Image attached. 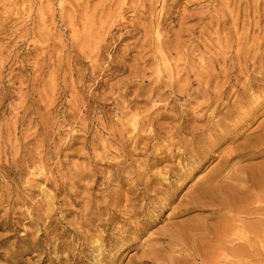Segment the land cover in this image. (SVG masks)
Here are the masks:
<instances>
[{
  "label": "rangeland",
  "instance_id": "obj_1",
  "mask_svg": "<svg viewBox=\"0 0 264 264\" xmlns=\"http://www.w3.org/2000/svg\"><path fill=\"white\" fill-rule=\"evenodd\" d=\"M262 135L264 0H0V264H264Z\"/></svg>",
  "mask_w": 264,
  "mask_h": 264
},
{
  "label": "bare ground",
  "instance_id": "obj_2",
  "mask_svg": "<svg viewBox=\"0 0 264 264\" xmlns=\"http://www.w3.org/2000/svg\"><path fill=\"white\" fill-rule=\"evenodd\" d=\"M176 79H177V78H176ZM209 82H210V81H209ZM189 91H191V90H189ZM191 92H192V91H191ZM191 92H190V93H191ZM185 95H187V94H185ZM213 96H214V95H213ZM220 96H221V95H220ZM218 97H219V96H218ZM216 99H218V98L216 97ZM211 100H213V99H211ZM214 100H215V99H214ZM216 101H217V100H216ZM216 101H215V102H216ZM211 102H212V101H211ZM211 104H212V103H211ZM210 106H211V105H210ZM233 106H234V105H233ZM235 108H236V107H235ZM238 108H239V106H238ZM216 109H217V108H216ZM214 110H215V109H214ZM217 110H218V109H217ZM217 110H216V111H217ZM220 110H221V109H220ZM216 111H215V113H216ZM218 112H219V110H218ZM221 118H222V117H221ZM232 120H233V119H232ZM226 121H227V120H226ZM222 123H223V122H222ZM262 133H263V132H262ZM261 137H262V140H263L264 135H262ZM255 140H256V139H255ZM260 142H261V141H260ZM262 142H263V141H262ZM262 142H261V143H262ZM258 143H259V142H258ZM262 144H263V143H262ZM248 147H249V146H248ZM252 147H253V146H252ZM252 149H253V148H252ZM248 155H249V154H248ZM137 178H139V177H137ZM239 178H240V177H239ZM139 180H140V179H139ZM236 180H237V179H236ZM240 180H241V178H240ZM238 181H239V180H238ZM140 182H141V181H140ZM211 187H212V186H211ZM211 187H208V188H211ZM215 187H216V186H215ZM215 187H214V188H215ZM232 187H233V186H232ZM235 188H236V187H234V189H235ZM211 189H212V188H211ZM211 189H210V190H211ZM222 189L224 190V189H226V188H222ZM222 189H220V190L222 191ZM238 189H239V188H238ZM210 190H206V191H207V194H206V195L203 194L204 197H205V198H208V199H206V200H204V201H202V202H200V203H201L203 206H205V205H209V206H214V207L217 206L218 208H222V207H224V208H227V210H228V208H229L228 205L231 204L230 201H228V200L225 201V199H224V201H223V200H222V201H219L218 199H217L218 201H216V198H217V197L215 198V193H214V191H213V190L210 191ZM220 190H218V191H220ZM240 190H241V189H240ZM206 191H205V193H206ZM225 191H226V190H225ZM233 191H234V190H233ZM237 191H238V190H237ZM223 192H224V191H223ZM227 192H228V191H227ZM227 192H226V193H227ZM231 192H232V191H231ZM234 192H236V191H234ZM238 192H239V191H238ZM242 192H243V191L241 190V193H242ZM219 193H220V192H219ZM221 193H222V192H221ZM221 193H220V195L223 194V193H222V194H221ZM226 193L223 194V197L225 196ZM229 193H230V192H229ZM229 193H228V195H229ZM236 193H237V192H236ZM236 193H234V195H235ZM238 194H240V192H239ZM228 195H227V196H228ZM97 196H98V195H97ZM217 196H219V195H217ZM227 196H225V197L227 198ZM229 196H230V195H229ZM231 196H232V195H231ZM209 197H210V198H209ZM211 197H212V198H211ZM225 197H224V198H225ZM233 197H234V196H233ZM235 197L237 198V195H236ZM236 198H235V200H236ZM219 199H220V198H219ZM233 199H234V198H232V200H233ZM220 200H221V199H220ZM229 200H231V199H229ZM232 200H231V201H232ZM237 200H238V199H237ZM233 201H234V200H233ZM227 202H229L230 204H227ZM195 203H196V202H195ZM196 204H198V203H196ZM241 204H242V203H241ZM104 205H105V204H104ZM182 205H183V204H182ZM231 205H232V204H231ZM98 206H99V205H98ZM225 206H226V207H225ZM100 207H101V206H100ZM195 207H196V206H195ZM200 207H202V206H200ZM206 207H207V206H206ZM232 207H233V206H232ZM186 208H187V207H186ZM203 208H204V207H203ZM215 208H216V207H215ZM230 208H231V206H230ZM233 208H234V207H233ZM233 208H231V209H233ZM215 210H216V209H215ZM219 210H220V209H219ZM235 211H236V210H235ZM239 211H240V210H239ZM254 211H255V209H254ZM254 211H252V212H254ZM256 211H258V209H257ZM256 211H255V212H256ZM257 213H258V212H257ZM226 221H227V220H226ZM229 221H230V220H229ZM229 223H231V222H229ZM195 225H197V224H195ZM227 226H228V225H227ZM199 227H200V226H199ZM229 227H230V226H229ZM192 228H193V227H192ZM230 228H231V227H230ZM183 229H185V227L182 228V231H183ZM188 229H189V228H188ZM188 229H187V230H188ZM194 229H196V227H195ZM197 230H198V229H197ZM189 231H190V229H189ZM232 231L234 232L233 229H232ZM232 231H231V232H232ZM224 232H225V231H224ZM227 232H228V231H227ZM231 232H230V234H232ZM183 233H185V232H183ZM185 234H186V233H185ZM223 234H224V233H223ZM223 234H222V235H223ZM230 234H228V235L230 236ZM226 235H227V234H226ZM228 235H227V236H228ZM186 236H187V235H186ZM223 236H225V235H223ZM227 236H226V238H227ZM229 236H228V238H229ZM173 237H174V236H172L171 239H173ZM222 238H223V237H222ZM241 238H242V237H240V239H241ZM230 239H231V238H230ZM236 239H237V238H236ZM242 239H245V238H242ZM242 239H241V240H242ZM246 239H247V238H246ZM219 240H220V239H219ZM231 240H232V239H231ZM247 240H248V239H247ZM192 241H193V240H192ZM220 241H222V240H220ZM225 241H226V239H225ZM227 241H228V240H227ZM170 242H171V241H170ZM170 242H169V243H170ZM173 242H174V241H173ZM230 242H231V241H230ZM232 242H233V241H232ZM243 242H244V241H243ZM249 242H250V241H248V242H246V243L248 244ZM171 243H172V242H171ZM228 243H229V241H228ZM246 243H245L244 246H246ZM172 244H175V243H172ZM219 244H220V243H219ZM222 244H223V243H222ZM231 244H232V243H231ZM223 245H224V244H223ZM225 245H226V244H225ZM226 246H227V245H226ZM248 247H249V248L252 247L251 244L248 245V246H246L245 248L248 249ZM159 249H160V248H159ZM252 249H253V248H252ZM167 250H168V249H167ZM248 250H249V249H248ZM244 251H246V250H244ZM249 251H250V250H249ZM247 252H248V251H247ZM250 252H251V251H250ZM252 252H253V251H252ZM256 252H257V251H256ZM143 253H144V254H142V255H145V252H143ZM244 253H246V252H244ZM240 254H241V253H240ZM246 254H247V253H246ZM252 254H253V253H252ZM255 254H258V252L255 253ZM243 255H244V254H243ZM247 255H248V254H247ZM249 255H250V254H249ZM240 256H241V255H240ZM245 256H246V255H245ZM251 256H253V255H251ZM236 257H237V256H236ZM241 258H242V257H241ZM244 258H246V257H244ZM200 260H201V259H200ZM222 260H223V259H222ZM231 260H232V259H231ZM239 260H240V259H239ZM225 261H226V260H225ZM232 261H233V260H232ZM235 261H236V260H235ZM241 261H243V260H241ZM248 261H249V258H248ZM201 262H202V263H207V264H209V262L205 261L204 259H202ZM229 262H230V261H229ZM236 262H237V261H236ZM245 262H246V261H245ZM246 263H247V262H246ZM232 264H234V262H232ZM235 264H236V263H235ZM238 264H241V262H238ZM243 264H244V263H243ZM247 264H248V263H247Z\"/></svg>",
  "mask_w": 264,
  "mask_h": 264
}]
</instances>
